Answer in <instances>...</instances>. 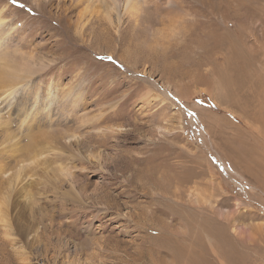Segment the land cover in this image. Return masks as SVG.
<instances>
[{"label": "rangeland", "instance_id": "rangeland-1", "mask_svg": "<svg viewBox=\"0 0 264 264\" xmlns=\"http://www.w3.org/2000/svg\"><path fill=\"white\" fill-rule=\"evenodd\" d=\"M146 2L136 12L119 0L115 27L98 0H0V264H264V25L253 17L264 0H199L218 21L198 68L196 58H135L144 37L172 43L183 27L177 11L158 21ZM147 12L143 34L125 30ZM247 25L258 40L234 38ZM13 55L33 70L15 73ZM66 90L84 95L63 101ZM202 158L212 204L232 219L200 257L169 231L154 242L147 193L159 196L142 175L156 162L195 174Z\"/></svg>", "mask_w": 264, "mask_h": 264}, {"label": "bare ground", "instance_id": "bare-ground-1", "mask_svg": "<svg viewBox=\"0 0 264 264\" xmlns=\"http://www.w3.org/2000/svg\"><path fill=\"white\" fill-rule=\"evenodd\" d=\"M98 1L101 4L102 11H103V14L105 16L106 21L109 22V23H107L108 26H109V24L110 25L115 24L114 26L117 27L119 24L122 23V18L120 17V13H119L120 11H118L119 9H117V8L114 9V11L116 13V17H117L116 23H112L111 15L109 13L116 6V4L119 0H98ZM124 1H125V4L130 7V9L134 8L136 12H138V11L143 12V9H141L142 7L139 6L138 2L143 3V4H148L146 2V0H137V1H135V0H124ZM166 4H167V6L162 7L161 4L159 3V0H152V2H150V5H152V6H150V8H151L150 13H154V15H158V16L160 15L158 18V21H160L163 18L162 13L164 11H172V10L177 11V13L180 14V19L182 18V21H183V27L180 30L179 36L172 43H167V42L164 43L162 41L161 42H159V41L155 42V38L153 35H152V37L146 36L141 40V42L136 43L137 44L136 46L138 48L135 50V52L137 55L139 54V56H136L135 58H139L141 56H148V57L153 56V57H155L154 55H161L162 57L164 56V57L169 58V59L177 57L180 60L181 65H184L185 67H188L189 65L192 66V64L189 62V61H191L190 58H196L197 61L195 63H193L195 65V68H198L202 65L205 66V64H204L205 63V54L207 53V49H208L206 47V39H205L206 29H207V26L216 25V21H218V20L215 19L214 15H213V17H211L212 13L207 11V9L203 6L202 3L199 2V0H167ZM147 13H145L146 15L144 14L143 17H141L139 19L137 17L132 19V21H130V23L127 24V26L125 27V30L131 29V31H133L131 33L133 36L135 33H138V32L143 34L142 31L138 30L139 29L138 27L142 26V27H144L143 29L146 30V29H148V25H149L146 20L148 19L150 22L153 21L150 18H147L148 15L150 16L149 12H147ZM138 15L139 14H136V16H138ZM253 15H254V13H253ZM158 16H156V18ZM253 17L258 20L259 24L264 25V10H260L259 12H257L256 16H253ZM249 20H251V19L249 18ZM250 27H251L250 25H247V27H246V29H248L247 31H243V30H245L244 28H241L239 31L236 29L235 32H233L234 35L236 36L234 38L235 39L244 38L245 34L247 32H249L248 33L249 36H251L254 40H258V37H260V36L257 35V33L253 27H251V28ZM7 28H8V26L6 25V23L2 22L0 20V47L2 45H4V44H2V43H4V41H2L3 40L2 39V37H3L2 33ZM144 33H145V31H144ZM227 34H229V33H227ZM66 38H67V36H65V40H66ZM61 41H62V39H61ZM8 43H9V40H8ZM214 48H215V46L212 47V50ZM229 48L232 49V45H229ZM3 50H5V49H3ZM13 56H15V55H13ZM128 57H131V56H128ZM16 58H12L13 63L11 65V67L13 68L15 73L20 74L23 71H26V73H28L31 70H33L31 68L32 67L31 64H28V60H27L28 58L26 59L23 57H19V58H17V60H16ZM20 58H21V60H19ZM18 60L22 61L23 63L19 62ZM125 61L128 62L127 59H125ZM171 67L175 68L177 66H176V64L173 65L171 63ZM225 85L227 87L228 84L226 83ZM10 94H12L11 90H10L8 97H10ZM69 95H77L80 98L81 96L84 95V92L83 91H76L73 93V92H70V90H68V91L66 90V93H64L62 96L63 101L70 98ZM225 101H227V100H225ZM75 102L76 101H74L72 99L69 104L72 105ZM199 122L202 123L201 119ZM201 125L203 126V124H201ZM261 130H262V132H264V127L263 128L261 127ZM152 133H153V131H152ZM73 136H75V135H73ZM168 139H171V138H168ZM135 153H137V151ZM147 155H149V154H147ZM189 155L178 154L177 157L180 158L181 160H183L185 156H187V158H189V159H192ZM138 157H139V155H138ZM170 157L171 156L169 154H167L166 160L169 161L171 159ZM128 159L131 161L133 160V161H136L139 163L144 158L143 157H139V158L133 157V158H128ZM207 165L208 164L202 158V159H199V161H198L199 170L196 171L195 174H190L187 176H184V175L174 176L172 167H170L169 165L166 164V167L164 169H162L159 166V163L156 162L154 164V166L152 167V169L149 168V172L146 171L147 170L146 169L145 172L143 173L142 177L145 180L144 182H152V184L154 186L153 188L155 189L154 193L159 196V197H157V196H153L152 193H147L148 197L150 198L151 204L155 205L154 208H151V213H150L151 216L150 217L157 218L158 223L162 228V229L159 228L160 232L157 234L159 236L156 235L157 237L154 238L155 243H157V242L162 243L161 240L163 239V237L165 240H168V238H170V239L173 238L172 234L170 235V234H167L165 232V231H169L170 233H174L175 235H177V237L180 240L187 242L190 246L196 247L200 257L203 256L204 252L206 251L205 248L207 246V240L210 241V243L212 242L214 245H219V246L221 245V242H222L221 235L224 234L225 226L228 225L232 219V217H230V214L232 212H230L229 214L224 216L221 214V211L219 209L220 202L215 201L216 204H212V202L214 201V196L216 195L217 192L215 191V188H214L213 194L207 193L206 188L208 186V183L204 179L206 173L208 172L207 171L208 170ZM206 166H207V170L205 168ZM220 166H221V168H225V165L223 164V162L221 160H220ZM185 187H187V189ZM152 192H153V190H152ZM161 197L167 198L169 200L168 202H170V204L162 207L163 203L158 201L159 198H161ZM174 198H175V200H174ZM176 199H178V202L176 201ZM157 212H159V215L158 214L155 215V213H157ZM218 214H221L222 218H225V222H222L221 218H218ZM164 217L165 218L167 217L169 221L168 222L163 221ZM175 222H177V223H175ZM177 224H180L183 226V230L180 233H178ZM246 230L247 229L240 230L239 234H241V236L246 239V241L244 242V243H246V245H247V243H250L253 245V241L255 239L253 237H251V231H249L250 235H247ZM164 233L166 235H160V234H164ZM210 238H211V240H210ZM163 262H164V264H169L172 261L171 260H163Z\"/></svg>", "mask_w": 264, "mask_h": 264}, {"label": "snow or ice", "instance_id": "snow-or-ice-1", "mask_svg": "<svg viewBox=\"0 0 264 264\" xmlns=\"http://www.w3.org/2000/svg\"><path fill=\"white\" fill-rule=\"evenodd\" d=\"M16 2V0H13V3H15Z\"/></svg>", "mask_w": 264, "mask_h": 264}]
</instances>
